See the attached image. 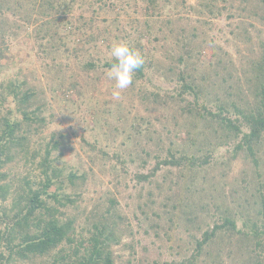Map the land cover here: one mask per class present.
Here are the masks:
<instances>
[{"label":"trees","instance_id":"trees-1","mask_svg":"<svg viewBox=\"0 0 264 264\" xmlns=\"http://www.w3.org/2000/svg\"><path fill=\"white\" fill-rule=\"evenodd\" d=\"M196 2L187 5V13L203 23L223 16L228 4V18L256 16L264 22V0ZM127 4L132 12L116 0H0V45L32 24L38 50L51 60L44 68L51 74L53 97L67 101L74 92L82 102L81 82L67 76L71 62L81 63L86 82L102 80L97 88L102 93L108 76L104 70L97 73L98 67L110 69L115 60L95 56L100 44L111 48L126 41L138 50L145 63L131 85L149 73L173 82L165 96L142 88L140 96L173 110L172 125L160 121L156 128L151 118L125 112L122 101L114 110L104 100L92 113L97 123L99 112L109 122L103 112L114 110L127 126L126 140L145 138L134 174L147 186L145 200L134 211L139 230L175 242L169 249L180 258L172 264H264V38L256 49L247 27L236 24L232 33L250 52L239 49L237 58L196 25L189 29L171 18L163 21L158 0ZM76 5L82 8L79 14ZM129 13L123 24L129 30H117L119 17ZM103 20L107 23L100 26ZM1 54L2 48L0 61ZM53 116L46 90L30 82L21 67L0 83V264H118L114 246L135 233L128 214L109 188L91 207L81 206L89 175L64 164L66 135L47 132ZM91 148L101 153L103 166L111 163L105 171L118 190L121 175L128 172L126 161L113 155L123 165L119 169L106 151ZM219 148L228 156L227 169L217 176L209 172L216 168ZM239 157L246 166L230 182L228 163ZM175 226L188 233L187 240L173 235ZM135 257L119 264H141Z\"/></svg>","mask_w":264,"mask_h":264},{"label":"rangeland","instance_id":"rangeland-1","mask_svg":"<svg viewBox=\"0 0 264 264\" xmlns=\"http://www.w3.org/2000/svg\"><path fill=\"white\" fill-rule=\"evenodd\" d=\"M116 1H122L124 8L132 12V8L129 7L127 1H131V4H133L135 0H125L124 2L123 0ZM196 1L197 0H158L159 6L163 7V10L161 9L163 14L160 18H162L163 21L167 18H171L175 24H182L189 29H191L193 25H196L197 28L204 32L205 36L213 39L217 45H222L224 49L237 58L240 56L239 49L245 55L250 54L247 50L248 44L236 39L232 33L234 26L241 23V25L247 27L248 32L252 36L254 47L258 49L257 42L264 38V22L260 20L259 17L239 16L228 18L227 13H229L228 10H230V5L228 4V10L224 11L225 13L223 16L216 17L212 22L203 23V21L201 22L197 19L196 14L189 15V13H187L189 12L187 5L197 3ZM222 4L224 3L220 2V5ZM235 4L238 5L237 2ZM81 9L80 6L76 5L77 14L82 12ZM117 9L118 8H116L115 11H117ZM236 9L235 6L231 10L235 11ZM109 14L112 17L113 13L110 12ZM130 16L131 14L129 13L122 14L119 17L120 28L117 30L120 29L124 31L128 29V26L124 28L123 24L126 20H129ZM19 21L21 20L19 19ZM21 22H23V20ZM98 23L100 26H103L106 25L105 23L107 22L103 20ZM25 26L26 28L17 30L19 32L18 36L11 39L8 45H0V48H2L0 83L12 76V74L21 67V71L28 75L30 82L38 84L46 90V94L53 105L54 112L53 122L50 124L47 132L55 129L64 132L66 135V147L64 148V156L62 159L64 164L76 166L79 171H86L89 175L86 189L83 192V198L80 200L81 203L79 202L82 207H91L108 188L113 190L114 194L119 199L120 210L128 214L135 233L133 235H125L122 243L114 246L117 263L119 264L126 261L134 253L136 256L135 258L140 261L141 264H172L177 258H180L178 254H174L175 252L171 253L169 249V244L173 245L175 242L170 241L169 244L166 243L164 236L163 242L160 238L155 236L152 230H149V232L145 234L142 230L143 227L139 230L140 227L137 225V221L134 217V211L138 210L137 203L145 200L147 191L145 183H137L134 176L135 172L138 170L137 166L141 162V149L145 143V138L143 136L137 137L131 141L126 140L129 131L126 129L127 126L121 122L122 120H117L114 110L116 108V102L122 101L124 111L129 112L130 115L139 113L144 117L147 116L153 120L156 128H160V121L167 122V124L171 126V115L173 110L164 109V107L161 106L157 107L152 99H141L140 96L145 92L151 91H159L161 95L165 96L167 92L173 89V82H167L159 75L149 73L145 79L138 81L134 88L130 85L126 89L119 90L115 88V81L108 77V88L101 93L97 88L99 86L101 88L103 83L102 80H98V82L95 83L96 86L91 82H86L84 79L86 71L82 68L81 63L74 61L66 68L67 76L74 74V76L79 79L81 87L85 90V99L82 102L77 98V94L70 92L69 98L66 97L67 101H57L53 97V92L49 89L51 74L44 68L46 66L45 63H51V60L44 59L43 53L38 50V45L33 37V25L26 24ZM240 29L241 28L237 30ZM110 49L111 48H108L104 44H100L99 49L95 52V56L111 58ZM206 54H208V50ZM103 70L105 71V75H107L109 69L103 67H98L97 73H101ZM94 86L96 88H93ZM141 88L146 91L141 93ZM114 91L120 92L119 98L113 95ZM71 99H76V102H71ZM104 100L106 103L107 101L110 103L112 102L114 110H112V114L103 112V114L110 119L109 122L105 121V118L101 116L102 113L100 114L99 112L98 115L100 120L97 123L95 114L92 112L95 108L99 110L102 104H106ZM91 103H94V105L96 103L97 107L94 106L93 109H90ZM146 107L148 109H146ZM129 110H131V112ZM84 115L86 116L84 117ZM156 116H158L160 120L155 119ZM124 129L126 130L124 131ZM91 144L97 149L106 151L107 154L113 158L112 162L119 164V169H123V165H121L113 155L117 153L120 155L121 161H123L122 159L126 161L125 167L128 172L121 175L122 183L119 185L118 190L114 187V181H111L112 176L110 172L105 171L110 167L111 163L106 162V165L103 166L102 163H104V161L101 160V153L92 149ZM215 154L218 156L219 160L216 162V168L210 170L209 174L213 171V174L218 176V174L222 172L221 169H227V164L223 163L227 159L228 153L224 148H219ZM132 158H134L133 161L131 160ZM93 161H95V163ZM100 165L104 168H101ZM228 165L230 169L228 171L226 170V180L230 182H232L234 177H239L243 167L246 166L241 157L230 164L228 163ZM145 226L148 227L146 224ZM173 231L174 236H181L187 240L188 233L184 231L182 227L175 226ZM181 242L185 243L183 240H181ZM124 243L133 245V248L124 247ZM189 246L195 247L192 242H190ZM179 250L181 251L183 249Z\"/></svg>","mask_w":264,"mask_h":264},{"label":"clouds","instance_id":"clouds-1","mask_svg":"<svg viewBox=\"0 0 264 264\" xmlns=\"http://www.w3.org/2000/svg\"><path fill=\"white\" fill-rule=\"evenodd\" d=\"M110 54L115 63L112 64L107 75L109 79L115 81L116 89H126L132 84L136 71L144 65L145 59L126 41L114 43L111 46ZM113 95L119 98L120 92L114 91Z\"/></svg>","mask_w":264,"mask_h":264}]
</instances>
